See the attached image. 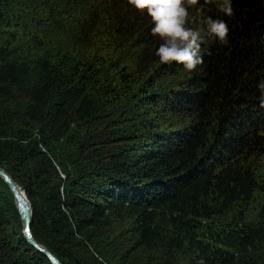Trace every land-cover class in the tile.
<instances>
[{
  "label": "trees",
  "instance_id": "1",
  "mask_svg": "<svg viewBox=\"0 0 264 264\" xmlns=\"http://www.w3.org/2000/svg\"><path fill=\"white\" fill-rule=\"evenodd\" d=\"M234 8L205 6L229 44L205 34L189 72L159 62L151 17L128 0H0V167L63 264H264V0ZM23 249L18 264H51Z\"/></svg>",
  "mask_w": 264,
  "mask_h": 264
},
{
  "label": "clouds",
  "instance_id": "2",
  "mask_svg": "<svg viewBox=\"0 0 264 264\" xmlns=\"http://www.w3.org/2000/svg\"><path fill=\"white\" fill-rule=\"evenodd\" d=\"M135 9L147 11L154 27L153 36L163 41L157 51L161 64L172 62L186 71H195L204 63L201 45L205 34L220 45L229 44L231 29L223 18L204 15L206 5H214L225 17L235 14L234 0H128ZM260 106L264 107V80L258 84Z\"/></svg>",
  "mask_w": 264,
  "mask_h": 264
},
{
  "label": "rangeland",
  "instance_id": "3",
  "mask_svg": "<svg viewBox=\"0 0 264 264\" xmlns=\"http://www.w3.org/2000/svg\"><path fill=\"white\" fill-rule=\"evenodd\" d=\"M132 125H137V124H132ZM172 126H174L172 122H169V124H165V127H172ZM125 128H127L126 124H120L119 125L120 133H123ZM176 128L177 125L172 127L173 130H175ZM116 140L117 143H122V144L126 143V141L124 140H119V139ZM134 142L135 140L130 141L129 144H133ZM24 179L27 182L29 181L28 177H24ZM132 226H133V222L130 219H127V221L125 222L114 221L109 229V234L112 236L113 242L114 241L126 242L131 237ZM26 245L27 247H30L26 241L23 232V223L20 217L9 218L6 219L4 222H0V255H2V258H0V261L2 262L1 264H4L6 262L8 264H12V263L18 264L17 260L19 258V255L24 251L23 248ZM32 259L33 261L37 262L36 258L33 257ZM159 260L160 262H164L165 258L159 257Z\"/></svg>",
  "mask_w": 264,
  "mask_h": 264
},
{
  "label": "water",
  "instance_id": "4",
  "mask_svg": "<svg viewBox=\"0 0 264 264\" xmlns=\"http://www.w3.org/2000/svg\"><path fill=\"white\" fill-rule=\"evenodd\" d=\"M0 179L6 184L14 198L18 215L23 223V232L28 245L46 256L51 264H63L51 251L35 239L33 234L34 210L26 191L2 167H0Z\"/></svg>",
  "mask_w": 264,
  "mask_h": 264
}]
</instances>
